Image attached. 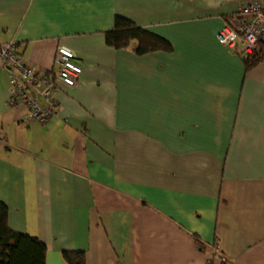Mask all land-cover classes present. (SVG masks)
I'll return each mask as SVG.
<instances>
[{
    "label": "crops",
    "instance_id": "crops-1",
    "mask_svg": "<svg viewBox=\"0 0 264 264\" xmlns=\"http://www.w3.org/2000/svg\"><path fill=\"white\" fill-rule=\"evenodd\" d=\"M252 0H0V44L39 71L58 46L82 63L47 123L10 108L0 62V202L8 225L47 247L46 264H264V60L218 33ZM116 16L173 45L118 50Z\"/></svg>",
    "mask_w": 264,
    "mask_h": 264
},
{
    "label": "built area",
    "instance_id": "built-area-1",
    "mask_svg": "<svg viewBox=\"0 0 264 264\" xmlns=\"http://www.w3.org/2000/svg\"><path fill=\"white\" fill-rule=\"evenodd\" d=\"M217 39L242 59L256 54L264 45V0H252L243 5L218 33ZM0 62L9 73V107H24L28 119L42 124L49 122L59 111L56 100L59 83L78 87L83 71L81 61L66 46H58L56 50V71L37 70L13 41L0 44ZM208 254L207 264H230L218 246H212Z\"/></svg>",
    "mask_w": 264,
    "mask_h": 264
},
{
    "label": "trees",
    "instance_id": "trees-1",
    "mask_svg": "<svg viewBox=\"0 0 264 264\" xmlns=\"http://www.w3.org/2000/svg\"><path fill=\"white\" fill-rule=\"evenodd\" d=\"M105 38L109 46L118 50L128 49L136 42L134 52L139 56L173 50L169 40L122 16L115 17L114 27L105 33ZM243 60L247 70L255 67L264 60V45L252 57ZM8 215V206L0 202V264H46V245L36 236L10 229ZM63 258L68 264H86L84 251H64Z\"/></svg>",
    "mask_w": 264,
    "mask_h": 264
}]
</instances>
